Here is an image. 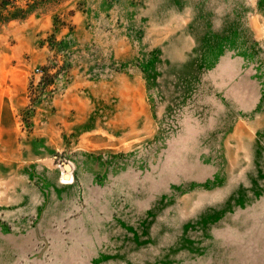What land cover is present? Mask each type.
<instances>
[{
  "label": "rangeland",
  "instance_id": "obj_1",
  "mask_svg": "<svg viewBox=\"0 0 264 264\" xmlns=\"http://www.w3.org/2000/svg\"><path fill=\"white\" fill-rule=\"evenodd\" d=\"M18 5L0 264H264V0Z\"/></svg>",
  "mask_w": 264,
  "mask_h": 264
},
{
  "label": "trees",
  "instance_id": "obj_2",
  "mask_svg": "<svg viewBox=\"0 0 264 264\" xmlns=\"http://www.w3.org/2000/svg\"><path fill=\"white\" fill-rule=\"evenodd\" d=\"M26 10L18 5V0H0V25L11 20L23 19Z\"/></svg>",
  "mask_w": 264,
  "mask_h": 264
}]
</instances>
